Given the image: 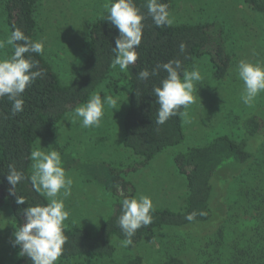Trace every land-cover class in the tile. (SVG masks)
<instances>
[{
	"label": "trees",
	"instance_id": "16d2710c",
	"mask_svg": "<svg viewBox=\"0 0 264 264\" xmlns=\"http://www.w3.org/2000/svg\"><path fill=\"white\" fill-rule=\"evenodd\" d=\"M39 0H0L8 12L13 31L20 28L26 36L35 40L37 6ZM264 23V0H240ZM144 14L142 41L137 51V61L129 65L127 75L131 84L128 108L124 118V145L142 160L128 168L107 166L96 175L97 180L110 194L118 196L104 223L97 231L84 225L64 227L67 237L63 252L58 259L82 257L113 258L117 247L114 238L126 237L117 224L122 200L137 196L136 185L126 177L129 171H141L161 152L186 140L184 118L171 117L164 125H157V110L153 88L167 75L161 70L147 80L139 79L138 73L147 69L150 73L157 65L180 59L184 69L207 55L214 67L212 77L221 81L229 76L234 57L229 50L227 34L221 21L214 23H174L157 27L147 13V0H133ZM170 11L173 0H159ZM111 0H108L110 5ZM108 12L96 18L89 26V40L84 61L70 83H64L52 62L43 54L26 53L39 61L43 75L23 93L24 110L12 114V104L7 97L0 98V209L10 207L17 228L25 221L24 209L48 201L36 192L30 182L32 161L30 152L37 140H51L56 127L76 107L85 104L95 91L110 77L115 58L113 48L119 30L107 20ZM171 19V18H170ZM186 45L181 53L180 43ZM14 52V50H13ZM264 102H262L263 104ZM184 111V108L180 109ZM242 138L235 140L220 135L205 145L191 146L174 156V163L187 181L186 206L182 210L154 208L150 214L152 223L137 230L133 243L127 248L131 253L125 264H148L144 255L136 252L145 238L162 228L197 230L209 227L218 217L216 214V177L223 170H235L230 188L236 191L235 202L243 204V218L231 220L234 225L220 222L199 248L197 264H264V139L260 147L256 140L264 135V106L235 117ZM52 149L64 152V148L52 145ZM14 163L25 179L16 186L15 195L7 181V166ZM256 166V167H255ZM18 196L26 202L16 203ZM240 209L237 205L235 209ZM205 212L193 221L185 219L191 212ZM235 215V214H234ZM223 219L222 221H224ZM169 246L174 245L169 243ZM13 264H31L29 258L20 255ZM167 247V246H165ZM136 250V251H135ZM161 264H192L179 249L166 250ZM57 261V262H58ZM56 262V263H57ZM0 264H6L0 256Z\"/></svg>",
	"mask_w": 264,
	"mask_h": 264
},
{
	"label": "rangeland",
	"instance_id": "374dc122",
	"mask_svg": "<svg viewBox=\"0 0 264 264\" xmlns=\"http://www.w3.org/2000/svg\"><path fill=\"white\" fill-rule=\"evenodd\" d=\"M105 5H108V0L38 1L35 40L43 42L44 55L52 62L64 83H70L79 71L88 45L90 23L107 11ZM170 18L174 23L221 21L234 57L229 76L221 81L212 77L214 67L207 55L189 67L188 70L198 67L202 80L197 82L193 102L186 109V140L165 149L141 171L126 173L127 179L137 187V196H149L154 208L178 211L186 206L188 187L185 176L179 173L174 163V156L191 146L205 145L224 134L240 140L242 131L235 117L264 106V92L258 95L251 107L242 102L243 82L237 72L241 60L264 63V23L240 0H173ZM11 31L8 12L4 3L0 2V41H6ZM13 50V46L6 44L0 48V58L10 57ZM130 92L127 71H121L118 66L113 68L110 77L94 93L102 97L109 94L117 101L116 109L105 106L99 127H82L73 111L59 123L51 140H37L35 143L34 150L41 148L49 151L52 145L65 150L59 152L62 164L67 175L73 179L71 195L64 200L69 213L64 222L66 226L84 225L97 231L110 214L118 196L108 193L96 175L107 166L124 169L142 160L124 145V118ZM263 139L264 135L255 141L257 147H260L258 145ZM235 174L233 169L223 170L216 177L218 217L213 224L197 230L157 229L135 251L143 254L148 264H161L166 250L176 252L179 249L192 264H197L199 248L215 226L220 222L234 225L235 221L231 223V220L243 218V200L235 202L236 191L230 188ZM237 205L240 206L239 211L235 209ZM16 230L10 207L1 208L0 256L6 264H13L18 256V247L14 246ZM113 242L117 247L113 258L61 259L56 264H125L131 254L129 249L123 247L118 238H114ZM169 243L174 245L169 246Z\"/></svg>",
	"mask_w": 264,
	"mask_h": 264
},
{
	"label": "clouds",
	"instance_id": "9594fccd",
	"mask_svg": "<svg viewBox=\"0 0 264 264\" xmlns=\"http://www.w3.org/2000/svg\"><path fill=\"white\" fill-rule=\"evenodd\" d=\"M108 12L107 20L119 30L115 40V58L112 67L127 71L129 65L135 64L138 55L136 49L142 41L145 16L136 7L133 0H111L105 5ZM147 13L157 27L171 24L167 5L159 0H147ZM14 47L10 57L0 58V98L7 97L12 104V114L24 110L23 93L35 80L43 75L39 61L26 57V53L43 54L42 41H34L16 27L11 31L6 41H0V48L5 45ZM180 52L186 50L182 42ZM163 70L166 76L158 86L153 88L157 110V125H164L171 117L179 115L187 120V107L193 102V93L197 82L202 80L198 67L192 70L184 69L180 59H173L156 66L150 73L147 69L139 71L141 80H147L150 75L156 76ZM238 78L243 82L242 102L251 107L264 92V63L241 60L238 64ZM116 99L109 94L103 97L97 93L89 100L75 108V118H79L85 128L99 127L104 115L105 106L116 109ZM184 108V111L180 109ZM29 159L33 162L30 182L33 189L43 195L46 204H37L24 209L25 221L14 233V246H19L20 255L30 259L31 264H56L63 252L67 237L64 234V222L68 211L64 200L71 195L73 179L67 175L62 164L59 151H49L36 148L30 152ZM25 179L22 171L14 163L7 166V181L12 186L10 194L15 195L16 186ZM26 202L24 196H18L16 203ZM154 211L153 201L147 195L126 197L122 200L121 214L117 224L126 237L123 247L133 243L137 230L152 223L151 212ZM197 215L205 212L193 211L185 219L193 221Z\"/></svg>",
	"mask_w": 264,
	"mask_h": 264
}]
</instances>
